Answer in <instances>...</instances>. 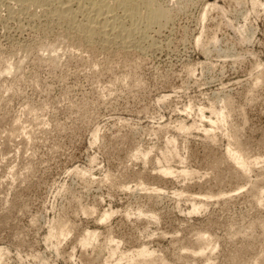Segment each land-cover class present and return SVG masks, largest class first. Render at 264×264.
<instances>
[{
	"label": "rangeland",
	"instance_id": "374dc122",
	"mask_svg": "<svg viewBox=\"0 0 264 264\" xmlns=\"http://www.w3.org/2000/svg\"><path fill=\"white\" fill-rule=\"evenodd\" d=\"M9 1L0 264H264V0H153L130 50Z\"/></svg>",
	"mask_w": 264,
	"mask_h": 264
},
{
	"label": "bare ground",
	"instance_id": "6f19581e",
	"mask_svg": "<svg viewBox=\"0 0 264 264\" xmlns=\"http://www.w3.org/2000/svg\"><path fill=\"white\" fill-rule=\"evenodd\" d=\"M10 1L11 3L14 2L15 5L16 4L19 5L18 10L21 13H23V11L26 12V11L36 10L39 11L42 15L47 16L48 18L55 19L56 23L65 26L66 31H68L67 33L71 35V38L82 40V42L86 41V44L88 42L98 40L101 41V43H103L105 46L111 44L112 45L117 44L118 46L125 49L129 47V50L131 47H133L132 45L136 41L137 37L138 38L145 37L147 35L148 29L151 26L157 24L161 20V18L165 16L163 13L164 9L158 7V5L156 6V3H154L153 0H10ZM220 115H222V113ZM183 129L185 130V128ZM239 146H236L234 149L228 148V150L227 149L226 150L228 151L227 153L229 157L239 166V168L244 170L250 165L249 163L250 159L246 161V159L243 158V156L241 155L243 151ZM168 154H170L171 156L177 155L175 151H170ZM167 156L169 157V155ZM247 162L249 164H247ZM164 172L169 173L171 171L169 169H165ZM197 209L198 206H193L192 208V210H195V212ZM204 239H206L205 236L200 235V237H198V242L201 243ZM137 253H138L137 255L139 256H144V255L149 256V251H147L145 247L139 249ZM134 264H148V262L146 259H144L143 261H138Z\"/></svg>",
	"mask_w": 264,
	"mask_h": 264
}]
</instances>
